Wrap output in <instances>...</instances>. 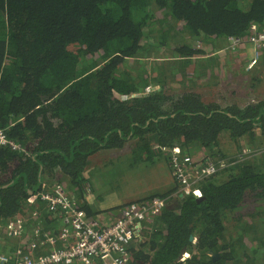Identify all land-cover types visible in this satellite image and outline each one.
<instances>
[{
	"label": "trees",
	"instance_id": "trees-1",
	"mask_svg": "<svg viewBox=\"0 0 264 264\" xmlns=\"http://www.w3.org/2000/svg\"><path fill=\"white\" fill-rule=\"evenodd\" d=\"M253 25L264 30V0H0V128L23 147L0 149V223L37 212L58 233L46 203H28L44 184L96 217L84 173L101 152L128 146L133 169L162 158L171 168L156 145L237 161L227 141L249 158L202 181L201 199L176 184L138 200L168 205L132 244V262L264 264V99L223 107L171 85L204 77L206 61Z\"/></svg>",
	"mask_w": 264,
	"mask_h": 264
},
{
	"label": "built area",
	"instance_id": "built-area-1",
	"mask_svg": "<svg viewBox=\"0 0 264 264\" xmlns=\"http://www.w3.org/2000/svg\"><path fill=\"white\" fill-rule=\"evenodd\" d=\"M230 41L232 51L250 47L254 58L249 60L246 70L251 71L264 54V30L253 25L247 40L231 38ZM154 90L149 86L145 93ZM2 148L23 151V147L8 136L6 129L0 128ZM155 150L168 155L179 187L175 194L182 198L192 195L201 199L202 181L249 158L248 153L240 154L237 161H215L205 155L195 158L184 154L179 146L169 149L156 145ZM90 192L88 188V194ZM38 200L46 203L47 211L58 217L59 232L53 234L45 230L37 212L29 217L18 216L5 225L0 223L1 234L9 240L20 241L12 254H0V264H133L131 247L143 239V224L158 217L168 205L167 199L161 197L134 201L118 208V216L110 218L107 223L100 215L89 217L80 209L75 195L62 185L48 187L44 184L40 193L30 196L28 203L35 204ZM30 220L31 226L28 224ZM188 257L189 254L184 253L180 260L185 261Z\"/></svg>",
	"mask_w": 264,
	"mask_h": 264
},
{
	"label": "rangeland",
	"instance_id": "rangeland-1",
	"mask_svg": "<svg viewBox=\"0 0 264 264\" xmlns=\"http://www.w3.org/2000/svg\"><path fill=\"white\" fill-rule=\"evenodd\" d=\"M262 57L251 71H247L244 69L245 66H247L249 60L254 58L250 47H242L235 51H232L230 47H223L222 52L212 55L211 60L206 61V74L204 77L186 81L187 84H171L174 86L173 91L189 89L201 94L206 102L216 101L223 107L231 105L244 107L248 103H253L255 98L257 100L264 99V54ZM155 61L157 60L154 58L149 60L151 64ZM140 63H143V61ZM209 67H212V69ZM188 84L190 86H187ZM153 88L154 91L158 89L157 87ZM223 149L227 153L233 151L236 156L240 155L237 154L236 145L227 141L224 142ZM200 153L193 157L207 156L205 152L199 155ZM158 161L161 162L155 163L154 167L144 168L145 166H142L140 169H133L130 167V159L125 157L112 159L108 153L102 154L101 152L89 162L84 176L91 185V191L93 190L92 192L96 194L97 199L102 202L114 197H126L127 200H131L138 194H145L148 190H153V186H157L159 182L160 173L168 175L169 167L166 168L164 164L166 161ZM176 184V181L173 180L169 190H173ZM157 192H162V190ZM103 222L108 223L109 219L104 217ZM145 226L146 223L143 224V228ZM1 235L4 237L3 234ZM145 235L137 243H145L147 240ZM4 238L3 241L6 242L7 238Z\"/></svg>",
	"mask_w": 264,
	"mask_h": 264
},
{
	"label": "crops",
	"instance_id": "crops-1",
	"mask_svg": "<svg viewBox=\"0 0 264 264\" xmlns=\"http://www.w3.org/2000/svg\"><path fill=\"white\" fill-rule=\"evenodd\" d=\"M226 45L227 44H225V46ZM246 67L247 66H245L244 69H246ZM103 153H108L112 157V159H115L116 157L117 158H119V157L129 158L130 149L127 146L122 151H105V152H102V154ZM96 155H94V156H96ZM94 156H92L90 158V161L93 159ZM162 160H164V158H162ZM164 161H166V160H164ZM164 164H165L166 168L169 167L168 175H166V173H160L159 174V182H158L157 186L154 185L153 190H148V192L145 194H138L137 196H135V198H132L131 200H127L126 197H122V198L114 197V198L108 199V201H106V202H102L101 200L97 199L96 194H94V192H92L93 191L92 190L86 196V200L89 203V205L91 207H93L98 212L97 215H100L101 218L105 217V218L110 219L112 217L113 218L117 217L119 214L117 209L126 205V204H129V203L134 202V201H138L140 199H146V198H149L151 196L165 195L166 193L171 191V190H169L170 189L169 187L172 185L173 180L175 182V179H174L173 173H172L171 168H170L169 164L167 163V161ZM148 167H150V166H145L144 168H148ZM151 167H154V165ZM160 190H162V192H157ZM106 213H108V214H106ZM4 237L0 233V254L10 255L19 246L20 241L17 239H11V240L7 239V241L5 242V241H3V240H5Z\"/></svg>",
	"mask_w": 264,
	"mask_h": 264
},
{
	"label": "water",
	"instance_id": "water-1",
	"mask_svg": "<svg viewBox=\"0 0 264 264\" xmlns=\"http://www.w3.org/2000/svg\"><path fill=\"white\" fill-rule=\"evenodd\" d=\"M135 96H140V95H133V97H135ZM190 239H191V241L194 240L193 237H191ZM184 253H185V251L183 250V251H182V254H181V256H180L179 258H181V257L183 256ZM210 256L212 257L213 260H216V259H218V258L220 257L219 254H215V253H213V252L210 253Z\"/></svg>",
	"mask_w": 264,
	"mask_h": 264
},
{
	"label": "flooded vegetation",
	"instance_id": "flooded-vegetation-1",
	"mask_svg": "<svg viewBox=\"0 0 264 264\" xmlns=\"http://www.w3.org/2000/svg\"><path fill=\"white\" fill-rule=\"evenodd\" d=\"M253 102H254V100H253ZM252 103V102H251Z\"/></svg>",
	"mask_w": 264,
	"mask_h": 264
}]
</instances>
